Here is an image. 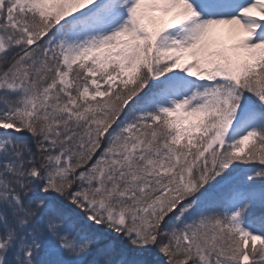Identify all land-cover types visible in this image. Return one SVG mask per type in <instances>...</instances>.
<instances>
[{
    "label": "snow or ice",
    "instance_id": "obj_1",
    "mask_svg": "<svg viewBox=\"0 0 264 264\" xmlns=\"http://www.w3.org/2000/svg\"><path fill=\"white\" fill-rule=\"evenodd\" d=\"M0 264H264V0H0Z\"/></svg>",
    "mask_w": 264,
    "mask_h": 264
}]
</instances>
